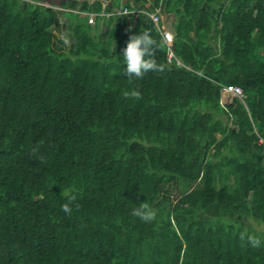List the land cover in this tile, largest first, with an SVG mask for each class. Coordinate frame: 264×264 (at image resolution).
I'll return each instance as SVG.
<instances>
[{
  "label": "trees",
  "instance_id": "16d2710c",
  "mask_svg": "<svg viewBox=\"0 0 264 264\" xmlns=\"http://www.w3.org/2000/svg\"><path fill=\"white\" fill-rule=\"evenodd\" d=\"M119 4L176 17L180 64ZM141 31L157 69L129 79ZM243 219L264 225V0H0V264H264Z\"/></svg>",
  "mask_w": 264,
  "mask_h": 264
},
{
  "label": "clouds",
  "instance_id": "9594fccd",
  "mask_svg": "<svg viewBox=\"0 0 264 264\" xmlns=\"http://www.w3.org/2000/svg\"><path fill=\"white\" fill-rule=\"evenodd\" d=\"M155 43L152 35L147 31H141L138 34H131L129 36L119 58L122 71L129 79L132 77H142L145 73L157 69L156 60L153 58ZM128 95L139 97L140 93L133 90ZM71 199H74V197ZM62 207L65 212L71 213L70 203H65ZM134 214L148 220L153 218L155 212L147 205H144L141 208L135 209ZM249 240L253 245L260 243V239L255 236L250 235Z\"/></svg>",
  "mask_w": 264,
  "mask_h": 264
},
{
  "label": "built area",
  "instance_id": "2783aa9c",
  "mask_svg": "<svg viewBox=\"0 0 264 264\" xmlns=\"http://www.w3.org/2000/svg\"><path fill=\"white\" fill-rule=\"evenodd\" d=\"M130 13H142L145 14L150 18V20L153 22L155 25L156 29L159 31L162 40L165 44V55H166V61L168 63H171L175 61L177 64H180L179 59L175 56L174 50H173V32L169 30L168 28H165L164 25L162 24V18L161 14L158 9L156 10H148L146 8H141L136 5H132L131 7L125 6V5H120L117 9H115L111 14L115 15H124V14H130ZM101 14H104L101 13ZM110 14L106 13L105 15ZM94 13H90L88 15V21L92 23L94 21ZM223 90L230 92L234 94L237 97H242L243 92L242 89L239 86L236 85H224L222 87Z\"/></svg>",
  "mask_w": 264,
  "mask_h": 264
},
{
  "label": "rangeland",
  "instance_id": "374dc122",
  "mask_svg": "<svg viewBox=\"0 0 264 264\" xmlns=\"http://www.w3.org/2000/svg\"><path fill=\"white\" fill-rule=\"evenodd\" d=\"M46 2L48 5H52L53 7H56L58 0H46ZM193 184L194 183H192L191 186ZM167 189H168V194L170 195L172 200L177 199L181 195L180 184H173L171 186H168ZM243 222L245 223L246 226L250 225L253 230L262 231L264 233V225L259 224L251 219H243Z\"/></svg>",
  "mask_w": 264,
  "mask_h": 264
},
{
  "label": "crops",
  "instance_id": "0c3cea01",
  "mask_svg": "<svg viewBox=\"0 0 264 264\" xmlns=\"http://www.w3.org/2000/svg\"><path fill=\"white\" fill-rule=\"evenodd\" d=\"M89 1H93V0H89ZM126 0H120V2H125ZM149 4V3H148ZM147 4V5H148ZM120 6V4L118 6L115 7V9H117ZM161 14V18H162V24L168 28L169 30L172 31V24L175 22L176 17H174L172 14ZM167 16V17H166Z\"/></svg>",
  "mask_w": 264,
  "mask_h": 264
},
{
  "label": "water",
  "instance_id": "95a60500",
  "mask_svg": "<svg viewBox=\"0 0 264 264\" xmlns=\"http://www.w3.org/2000/svg\"><path fill=\"white\" fill-rule=\"evenodd\" d=\"M127 1V0H126Z\"/></svg>",
  "mask_w": 264,
  "mask_h": 264
}]
</instances>
